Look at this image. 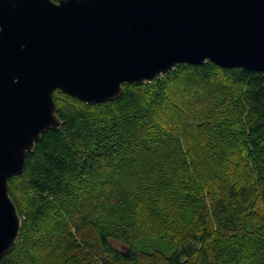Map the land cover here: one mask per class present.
Here are the masks:
<instances>
[{"label": "trees", "instance_id": "1", "mask_svg": "<svg viewBox=\"0 0 264 264\" xmlns=\"http://www.w3.org/2000/svg\"><path fill=\"white\" fill-rule=\"evenodd\" d=\"M179 83L205 90L169 120ZM53 97L61 125L9 181L22 228L0 264H264V73L179 64L108 103ZM63 220L79 241L54 243Z\"/></svg>", "mask_w": 264, "mask_h": 264}, {"label": "water", "instance_id": "2", "mask_svg": "<svg viewBox=\"0 0 264 264\" xmlns=\"http://www.w3.org/2000/svg\"><path fill=\"white\" fill-rule=\"evenodd\" d=\"M206 62L264 73V0H0V260L22 228L9 181L61 125L56 91L104 104Z\"/></svg>", "mask_w": 264, "mask_h": 264}, {"label": "rangeland", "instance_id": "3", "mask_svg": "<svg viewBox=\"0 0 264 264\" xmlns=\"http://www.w3.org/2000/svg\"><path fill=\"white\" fill-rule=\"evenodd\" d=\"M189 86L190 87V91H189V94L186 93L184 91V88L186 86ZM206 88V87H205ZM198 89V92L196 91ZM205 90L202 88V86L198 83H179L176 85V88H173L171 94H170V97H169V100H168V104L167 106L165 107L164 111L162 112L163 114V117H165L166 119H169V120H175L176 118H180L181 116H179L175 110V106H181V105H184V100L187 98V96L189 95H194L195 93L194 92H197L196 94L198 95V93H200V90ZM188 94V95H187ZM195 94V95H196ZM56 96L59 97L60 95L58 93H56ZM224 98V96H220V100H222ZM177 120V119H176ZM201 131V129L199 130ZM200 136L199 133H197L196 131H192V134L190 133L188 136L192 137L194 140H197L198 139V136ZM112 181V180H111ZM114 182V181H113ZM111 182V183H113ZM109 184V182H107ZM120 185L125 187V188H130L133 184H134V180L132 178H125L123 177V179L121 181H119ZM108 189L110 190V187H108ZM94 198L96 197L95 194H93V196H90L88 198ZM86 197H83V198H80V204L79 205H74L72 208L75 210V213H73L71 215V219L72 221L74 222L75 219L79 218L80 217V209L82 208V206L85 205L87 199ZM65 218L64 219H67L66 216H64ZM63 223V228L61 229V231L57 234L56 230L55 229H52L53 232H55V238H54V243L57 241V240H61V239H67V240H71L72 238H75L76 240L79 241V234L78 232L75 230V227L74 226H71L70 224H66V220H63L62 221ZM47 227H51L52 226V221H48L47 224H46ZM54 245V244H53ZM148 249H145L144 251L146 252H150V249H149V246H147ZM43 249V248H42ZM42 249H37L36 251H39V250H42ZM42 253H43V250H42ZM46 253H51V250H49L48 252ZM55 257V255H52ZM72 264V263H71ZM74 264V263H73Z\"/></svg>", "mask_w": 264, "mask_h": 264}, {"label": "flooded vegetation", "instance_id": "4", "mask_svg": "<svg viewBox=\"0 0 264 264\" xmlns=\"http://www.w3.org/2000/svg\"><path fill=\"white\" fill-rule=\"evenodd\" d=\"M53 2H55V3H57L58 2V0H52Z\"/></svg>", "mask_w": 264, "mask_h": 264}]
</instances>
